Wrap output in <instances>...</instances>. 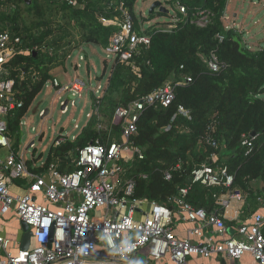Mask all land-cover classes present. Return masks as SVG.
Wrapping results in <instances>:
<instances>
[{"label":"trees","instance_id":"1","mask_svg":"<svg viewBox=\"0 0 264 264\" xmlns=\"http://www.w3.org/2000/svg\"><path fill=\"white\" fill-rule=\"evenodd\" d=\"M27 1L0 0V33L21 37L23 44L19 49L29 52L16 55L7 65L6 78L14 80L17 99L24 104L4 118L8 137L9 133H18L37 96L54 80L52 72L65 66L69 54L60 53L59 48L64 44L70 48L71 38L79 36L78 47L107 49L120 31L115 21L123 20L119 10L122 5L131 15L135 31L150 38V45L141 46L129 62L122 63L119 58L110 66L108 60L104 62L101 77L108 71L104 95L97 100L91 92L102 128H97L99 121L95 116L75 141L68 140L60 147L53 145L42 171L55 163L60 172H72L78 151L96 141L110 145V131L122 142L121 122L115 120L117 108L127 107L171 83L175 87L173 103L168 108L148 107L139 119L138 134L132 139L145 156L126 167L128 176L136 182L134 197L168 206L170 198L189 186L192 171L210 164L216 155L217 164L228 168L235 178L234 188L245 196L243 219L257 211L264 192L253 190L251 183L264 181V48L251 50L237 29L227 28L228 0L169 1L167 4L172 7L179 3L186 8L185 14L178 12L179 22L173 29L163 28L170 23L143 27L154 19L155 12L140 24L134 12L137 0H73L77 2L75 6L67 0H30L31 4ZM22 4L30 16L36 17V24L27 25L19 11ZM200 12L210 14L205 27L196 23ZM53 14L58 17L55 23L51 21ZM158 16L171 17L162 13ZM218 35L223 36L222 42ZM52 49L58 51L50 56ZM213 53L225 65L218 73L210 72L207 64ZM22 71L33 74L30 83L21 80ZM187 77L192 82L181 85ZM180 107L190 111L191 119L179 114ZM252 133H256L257 140L253 151L246 155L242 140ZM178 165L180 169H176ZM166 172L172 175L170 181L165 179ZM14 182L26 185L22 179ZM212 192L195 185L187 200L196 208L212 212ZM230 226L234 227V223Z\"/></svg>","mask_w":264,"mask_h":264},{"label":"built area","instance_id":"2","mask_svg":"<svg viewBox=\"0 0 264 264\" xmlns=\"http://www.w3.org/2000/svg\"><path fill=\"white\" fill-rule=\"evenodd\" d=\"M67 1L73 6L77 4L73 0ZM176 7L181 14L186 13L181 4L177 3ZM119 10L123 20L116 19L115 23L118 22L120 31L105 51L108 59L114 61L119 58L122 63H127L141 46L150 45V38L135 31L133 19L123 5ZM209 20V13L200 12L196 23L205 27ZM173 22L163 28H175L178 16L173 18ZM217 38L220 42L224 39L221 35ZM21 44V37H13L9 32L0 33V216L13 213L26 223L32 233L34 247L14 254L10 251L11 241L0 235V248L5 254L0 264H140L135 259L142 251H147L157 262L169 257L173 264H187L192 256H222L240 260L246 254H250L258 264H264V217L256 216L252 224L238 228L227 226L226 217L232 203L244 204L245 196L234 188L235 178L229 174L228 168L217 164L216 155L210 164L195 168L190 185L180 189L179 195L170 198L169 202L176 205L186 220L216 227L225 236L221 242L208 239L193 244L188 239H177L171 228L172 209L134 197L136 182L128 176L126 167L136 160H144L145 156L132 139L137 136L139 119L148 107L168 108L173 103L175 87L171 83L127 107L117 108L115 120L121 122L123 141L112 139L108 146L99 141L87 145L78 151L72 161V172H60L55 163L42 171L45 162L37 156L27 159L26 152L21 155L14 152L4 118L24 104L17 99L14 80L6 77L9 75V62L18 54L29 53L19 49ZM79 58L84 60L82 55ZM207 64L212 73L225 68L214 53ZM135 72L138 73V70L135 69ZM191 82L192 78L187 77L181 85ZM49 84L59 99L65 93L73 95L72 104L77 98L82 99L87 88V83L80 78L66 86H61L57 79ZM106 86L107 83L99 84L91 90L97 100L103 97ZM67 108L68 104L63 113L67 112ZM179 114L191 119L190 111L183 107L179 108ZM95 116L98 117L100 130L102 120L99 109L94 108L87 119ZM75 128L78 130L80 126L76 124ZM76 139L60 134L54 141V147ZM256 140L257 135L243 138L246 155L253 151ZM4 152L5 157L2 156ZM15 179L25 180L26 185L18 186ZM165 179H172L170 172L165 173ZM15 185L19 187V192L12 189ZM195 185L213 191L215 208L212 212L196 208L188 202V195ZM262 199L259 201L264 205ZM147 204L150 210L145 212ZM235 233L238 236H234ZM192 234L203 235L198 230Z\"/></svg>","mask_w":264,"mask_h":264},{"label":"rangeland","instance_id":"3","mask_svg":"<svg viewBox=\"0 0 264 264\" xmlns=\"http://www.w3.org/2000/svg\"><path fill=\"white\" fill-rule=\"evenodd\" d=\"M171 0H137L134 12L143 25L144 18L149 16L150 9L154 3H161L169 11V16H158L159 9L155 10L154 19L144 24L143 27H153L157 24L170 23L167 26L174 24L173 18L177 17V7H172L167 3ZM31 4V3H30ZM19 11L21 16L26 19L28 26L36 24V17H32L28 14L24 4L20 6ZM29 15V16H28ZM226 17V26L228 29H239L243 35V40L247 46L253 50H258V45H262L264 48V0H228ZM52 22H57L58 17L55 18V14L51 17ZM53 23V24H54ZM176 25V24H175ZM159 27V25H158ZM66 46V45H65ZM60 49L59 52H66V54L72 51V46L66 47V50ZM56 49H52L50 56L56 54ZM83 55L84 60H80L79 56ZM87 56V59L86 57ZM108 60L109 66L112 64L111 59H108V54L105 49L87 46L81 49L75 50L70 57H68L65 66L59 67L53 71V75L58 77L63 84H67L69 81L75 78H80L87 83V88L82 94L79 105L72 104L73 100L68 102L67 112L63 113L62 102L66 104L68 97L71 94L65 93L62 98L59 99L55 93L53 87L49 84L43 91L37 96L29 109L26 117L22 120L18 133H9L11 147L18 154H24L29 144L34 141L33 148L26 151L27 159H31L33 156L42 155L44 160L47 158L50 149L54 145V141L60 136V134L72 136H78L82 133L83 129L87 125V115L92 113L93 104L91 101V90L96 89L99 84L105 85L107 82V75L101 77L104 69V62ZM68 71V76L65 77ZM31 73L26 74L24 78L30 83ZM97 79V80H96ZM98 79H100L98 81ZM79 99V98H77ZM43 110L44 114L46 110L49 114L42 119L39 115ZM78 124L80 128L75 130V126ZM99 123H97L98 128ZM43 137V139H41ZM36 153V154H34ZM6 152L2 156H5ZM15 215V214H14ZM16 216V215H15ZM19 223L13 224L16 228ZM0 257H2L0 251ZM239 264H256L249 254H246Z\"/></svg>","mask_w":264,"mask_h":264},{"label":"crops","instance_id":"4","mask_svg":"<svg viewBox=\"0 0 264 264\" xmlns=\"http://www.w3.org/2000/svg\"><path fill=\"white\" fill-rule=\"evenodd\" d=\"M226 11H227V8H226ZM226 19H228V18L226 17V14H225V20ZM231 29H236V28L232 27ZM237 30L239 32H241L239 29H237ZM79 39H80L79 36L76 35V36H74V38H71V40H70L71 43H72L71 46H72V51L73 52L75 50H78V49H81V51H83V48L86 47V46L78 47V44L80 42ZM65 45L66 44L61 46L59 49H61V50L64 49L65 50L66 49ZM259 47H262V45H258V48ZM25 51H27V50H24V52ZM72 51L70 53H68L69 57L72 55V53H73ZM23 54H26V53H23ZM85 57L87 59V56H85ZM52 75H53V72H52ZM24 76H26V73L22 71L21 74H20L21 80H25L26 81ZM64 76L65 77L68 76V71H67L66 74H64ZM54 79H57L59 81V83L61 84V86L69 85L70 83H72L74 81V80H71L67 84H63V82L58 77L55 76ZM106 83H108V80H107ZM48 84L46 86H48ZM91 101H92V99H91ZM93 110H94V108H93ZM42 111L43 110H41L40 113ZM40 113H39V115H40ZM40 116H42V115H40ZM91 120L88 119V121L86 123L87 126L89 125ZM109 134L111 136V139H116L114 136H112V131H110ZM61 135H64V134H61ZM80 135H81V133L78 136H72V137L78 138ZM66 136H69V135H66ZM72 137H70V138H72ZM41 139H43V137H41ZM31 145L34 146L35 142L32 141L29 144V146L27 147L26 151H28L29 149L32 148ZM26 151H24V152H26ZM14 152H16V151H14ZM34 154H36V153H34ZM5 156H3V157H5ZM37 157L41 160V162L44 161V158H43L42 155H39V156L37 155ZM189 185H190V183H189ZM18 186H20V185H18ZM18 186L15 185L12 189L15 192H19V187ZM251 186H252L253 190H255L256 192L257 191L258 192H264V181L263 180L255 181V182L251 183ZM21 187H23V186H21ZM262 198H263L262 200H264V196ZM258 205L259 206H258L257 211L253 215H251L249 218L244 220L243 217H245V207L247 206L246 199H245V203L244 204H240V203L237 204V202H233L232 203V208L228 211V214H227V217H226L227 226L229 227L230 223H234V226L238 228L241 225L252 224V222L254 221V218L256 216H263L264 217V205H263V202L259 201ZM168 207L173 210L171 228H172V230L174 232V235L177 237V239H180V240L188 239L193 244H199V243L207 241L208 239H213L215 242H221L223 239H225L224 238L225 236L214 226H206L202 222H190V221L186 220L185 216H183V214L179 213V210H178V208L176 207V205L174 203L168 202ZM204 209H207V208H204ZM144 210H145V212H148L150 210V205H148V204L145 205L144 206ZM16 221L19 223V225L15 228L13 226V224L16 223ZM21 224H22V222L13 213H9V214H5L3 216H0V235L5 237L6 239H9L11 241L10 251L12 253H14V254L18 253L19 251H23L21 249V247H22V242H23V237H24V231L22 229ZM196 230H198L203 235L202 236H198L197 234L193 235L192 233L194 231L196 232ZM234 236H238V235H236V233H235ZM33 247H34V243L31 242L30 246H29V249H32ZM0 251H1V254H2V257H0V260H1L4 257L5 254H4V251L1 248H0ZM146 252L147 251H142L141 253H139L137 255L135 261L137 263H140V264H173V262L170 260L169 257H167L165 260H163L161 262H157V261L153 260L148 255V252L147 253ZM251 258L255 261V259L252 256H251ZM242 259L243 258H241L240 260H231V259H227V258L222 257V256H214V257H211V258H205V257H202V256H192V257H190L188 259L187 264H239ZM255 263L258 264L256 261H255Z\"/></svg>","mask_w":264,"mask_h":264},{"label":"water","instance_id":"5","mask_svg":"<svg viewBox=\"0 0 264 264\" xmlns=\"http://www.w3.org/2000/svg\"><path fill=\"white\" fill-rule=\"evenodd\" d=\"M27 2H28V4L31 3L30 0H28ZM156 9H159V13L169 15V11H168L165 7H163L161 3H154V4L152 5L151 9H150L149 14L152 15V14L155 12ZM73 99H74L73 95H70V96L68 97V101L66 102V105L68 104V102H69L70 100H73ZM79 102H80V99H76V100H75V105L78 106V105H79ZM66 105L63 106L62 109H65ZM48 114H49V111L46 110L45 114L42 115V118H45V116L48 115ZM255 135H256V133H252V136H255ZM31 146H32V145H31ZM190 182H191V181H190V179H189V183H190ZM21 226H22V229H23V231H24V237H23V242H22V247H21V249H22V250H28V249H29V246H30V243H31V236H32V233H31V231L29 230V226H28L26 223L22 222Z\"/></svg>","mask_w":264,"mask_h":264},{"label":"bare ground","instance_id":"6","mask_svg":"<svg viewBox=\"0 0 264 264\" xmlns=\"http://www.w3.org/2000/svg\"><path fill=\"white\" fill-rule=\"evenodd\" d=\"M62 172V171H61Z\"/></svg>","mask_w":264,"mask_h":264}]
</instances>
